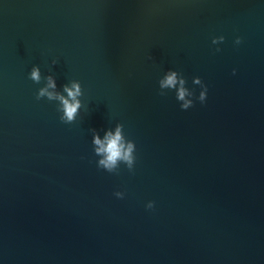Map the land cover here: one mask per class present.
<instances>
[{
    "label": "water",
    "instance_id": "1",
    "mask_svg": "<svg viewBox=\"0 0 264 264\" xmlns=\"http://www.w3.org/2000/svg\"><path fill=\"white\" fill-rule=\"evenodd\" d=\"M33 64L81 82L73 122ZM117 122L132 171L96 165ZM0 264H264V0H0Z\"/></svg>",
    "mask_w": 264,
    "mask_h": 264
},
{
    "label": "clouds",
    "instance_id": "2",
    "mask_svg": "<svg viewBox=\"0 0 264 264\" xmlns=\"http://www.w3.org/2000/svg\"><path fill=\"white\" fill-rule=\"evenodd\" d=\"M242 37L236 35L234 44L242 43ZM225 40L223 34L214 35L211 38V43L216 45L215 51H221L220 44ZM56 59L52 60V64H56ZM235 74L236 69H232ZM29 79L39 84L43 79L45 83L39 87L36 92V98H46L48 101H55L56 109L59 113V119L64 123L73 122L79 110L83 105L81 97L84 95L81 82L78 79H70L62 86L58 87L56 77L49 72L48 75H41L39 64H33L28 73ZM194 85H199L198 95L195 88L187 86V80L182 72L175 68H168L159 77L158 85L161 95L166 94V90H174L175 98L179 102V107L183 110L189 109L196 101L204 103L208 94V85L201 79L200 76H193ZM124 125L117 122L114 127H109L104 130L101 137L99 131L92 129L93 135L91 143L93 152L98 157L96 165L108 172H115L119 165L123 163L129 171H132L136 162V142L125 136ZM117 198H123L125 192L117 190L114 192ZM146 208L153 209L155 201L148 200Z\"/></svg>",
    "mask_w": 264,
    "mask_h": 264
}]
</instances>
